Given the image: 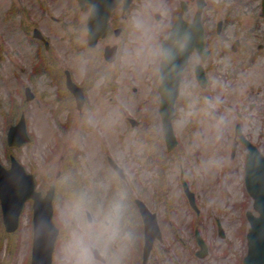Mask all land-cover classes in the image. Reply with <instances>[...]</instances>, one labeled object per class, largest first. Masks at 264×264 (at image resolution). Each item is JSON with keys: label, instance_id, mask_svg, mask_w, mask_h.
Instances as JSON below:
<instances>
[{"label": "rangeland", "instance_id": "374dc122", "mask_svg": "<svg viewBox=\"0 0 264 264\" xmlns=\"http://www.w3.org/2000/svg\"><path fill=\"white\" fill-rule=\"evenodd\" d=\"M88 12L89 8L81 9L77 0H0V161L8 166L9 156L13 154L29 172L36 175L41 188L44 189L46 183L47 186L55 183L57 189L58 184L60 185V193L56 194L54 217L62 232L57 242L53 264H101L94 257L92 246L99 248L104 255L108 253V257L117 262L125 240L130 242L131 223L137 227L134 236L138 240L141 238L142 227L137 210L134 209L132 201H128L136 194L142 195V198L160 214V223L165 228L169 216L175 220H172L175 225L167 228L169 233H166V242L158 244L155 252L157 250L159 254L161 250L169 249L167 255L176 260L174 264H200V261L202 264H239L241 256L247 250L246 240L244 241L237 232L244 211L240 209V205L226 210L225 206L228 204H223L219 195L218 198L217 195L209 198L206 194L208 180L212 182L214 178L216 191L222 187V181L216 183L217 171L211 170L210 175L209 171L207 173L210 167L205 166L202 171L205 158L194 149L205 142L202 135L208 138L209 134H213L212 138H216L223 128L212 130L210 126H189V115L180 114L175 127L181 150L169 154L162 136L161 122H158L161 121L160 114L157 111L153 112V116L150 114L154 118L151 122H155V126L147 122L150 117L146 115L150 106L156 107V110L158 107V97L152 93L154 66L152 67L151 62L158 61L159 51L156 49L150 18L143 22L147 25L148 33L135 26L139 20L132 18L124 21L123 26L126 29L122 38L114 35L115 38L109 40H124V55L119 63L123 66L116 67L118 64L107 61L101 54L105 40L100 39L94 47L89 46ZM34 27L40 28L49 39L51 47L46 49L43 46L42 53L47 57L49 66L53 64L52 66L57 67L58 75L64 76V69L68 68L73 72L74 78L82 82L89 77L90 70L93 69L95 74H98V78L89 82L91 85L88 100L82 112L73 104V110L64 106L60 113L53 114V109L58 107V100L54 95V89L57 87L51 84V78L45 74L36 76V82L31 84L36 92L35 98L25 102L21 95L19 68L21 64L26 67V81L30 83L32 70L39 59L35 56L40 48L39 43L28 41L33 40ZM101 67L106 75L110 73L112 80L99 77ZM119 69H122L121 73L117 77L113 76L112 71ZM133 86L137 87V91L133 90ZM102 87L105 88L104 92L101 91ZM152 98L155 104L152 103ZM23 111L26 113L33 142L9 149L6 144L7 131L11 124L19 120ZM130 116L138 119L140 123L132 127ZM65 127L68 128V137L64 132ZM85 128L87 132L83 143L78 147L81 164L69 170L71 176L75 174L76 180L79 176L82 184L85 183L84 189L97 191L93 180L99 169H107L117 177L110 166H106L108 154L124 167L127 174L125 181L117 177L113 178L114 181L118 180L113 186L109 187L103 181L98 187L102 202L107 201L108 204L103 221L100 209L91 208L89 210L94 219L88 222V206L82 205L76 196L66 193L68 188H74L72 184L66 183L65 174L68 170L63 164L70 153L73 135L80 136ZM56 131L63 137L59 147ZM65 138L67 139L63 144ZM104 149L106 151H103ZM209 156V159L213 160L211 155ZM170 157L180 159L168 161ZM199 157L203 158L202 162L198 161ZM102 165L103 167H100ZM137 170L140 172L137 173ZM182 170L188 182L194 184L193 188L197 194L205 192L204 196L201 195L204 210L195 222L181 194ZM59 173H62V176ZM127 181L130 186L125 185ZM228 181L231 184L227 185L234 192V202L248 200L249 208H252L249 204L250 198L238 180ZM107 193L112 195L111 200L109 197L107 199ZM156 197L161 200L158 201ZM164 199L174 203L170 215L164 206ZM113 205L117 212L115 214L110 209ZM122 211H126L129 218L132 214H137L132 220L138 222L132 221L125 226L127 232L124 228L120 229L119 222H104L123 218ZM217 218L224 221L227 234L225 238L218 234ZM193 223H196L203 235L212 242L209 243L211 252L204 259H199L200 261L192 255V250L197 249V244L193 241V231L196 227ZM32 230L31 201L26 203L20 228L14 232L5 230L1 211L0 264H30ZM110 231H113L111 244L110 240H106ZM175 232L179 233L183 241L186 240L185 246L177 241ZM119 247L122 249L119 250ZM160 261L162 262V259ZM169 264H172L171 261Z\"/></svg>", "mask_w": 264, "mask_h": 264}, {"label": "flooded vegetation", "instance_id": "af4514ba", "mask_svg": "<svg viewBox=\"0 0 264 264\" xmlns=\"http://www.w3.org/2000/svg\"><path fill=\"white\" fill-rule=\"evenodd\" d=\"M88 8L91 10V5ZM132 18L138 19L135 26L147 33L143 22L150 18L156 49L159 45L162 49L163 40L171 36L177 23L180 24L173 43L191 51L178 106L198 127L210 126L212 130L223 128L224 131L216 138H212L213 134L208 138L202 135L205 142L194 148L205 158L202 171L205 166L210 167L207 172L217 171L218 179L223 178L227 184H231L229 179L241 178L246 174L253 151L264 156V0H120L109 14L108 35L102 50L104 57L107 45H119L118 58L113 63L118 64L116 67L123 66L119 63L124 51L119 42L109 40L115 38L117 30H121V34L116 35L120 38L126 29L124 21ZM45 59L37 60L30 84L36 82V76L45 74L57 87L54 95L58 98V93H65L66 77H58L56 66H49ZM121 71L114 70L112 74L117 77ZM109 74L100 68V77L112 80ZM72 75L74 77L73 72ZM26 76L27 73L23 76L25 81ZM91 79L93 75L86 81L89 83ZM86 81L78 84L88 93L90 86ZM27 86L24 82V89ZM104 89L102 87L103 92ZM66 94L72 96L75 103L73 93L68 90ZM151 100L155 104L154 98ZM155 111L159 112V104L157 110L150 106L147 113L153 116ZM198 161L202 162L203 158L199 157ZM131 243L133 246V240ZM137 248L136 245V250L129 252L130 264L138 263Z\"/></svg>", "mask_w": 264, "mask_h": 264}, {"label": "water", "instance_id": "95a60500", "mask_svg": "<svg viewBox=\"0 0 264 264\" xmlns=\"http://www.w3.org/2000/svg\"><path fill=\"white\" fill-rule=\"evenodd\" d=\"M88 0H80L83 4ZM99 7L100 0H92ZM104 26V27H103ZM92 32L90 35L96 41L99 35L105 33V16L102 15L99 8L94 9L91 15ZM38 35L42 37L39 30ZM94 34V35H93ZM170 61L163 62L162 76L164 85L161 86L162 107L161 114L164 122V130L167 134V140L172 145L176 137L172 127V116L174 114V102L178 94L179 78L182 65L179 64L172 68ZM69 86L75 90V84L69 77ZM30 137L27 133L26 119L23 115L17 125H13L9 131L10 144L21 145L28 141ZM253 195H257V187L251 189ZM52 193L51 190L46 197H42L41 192L34 188L33 176L25 173L23 166L15 159L10 169L0 165V196L2 200V208L4 211V219L7 230L16 229L19 224V217L24 206V202L28 197L34 199V244L32 264H52V255L55 241L59 229L52 221ZM264 200L256 198L255 206L261 210L260 217L252 219L253 228L249 237V254L245 258V264H264V210L262 205Z\"/></svg>", "mask_w": 264, "mask_h": 264}, {"label": "trees", "instance_id": "16d2710c", "mask_svg": "<svg viewBox=\"0 0 264 264\" xmlns=\"http://www.w3.org/2000/svg\"><path fill=\"white\" fill-rule=\"evenodd\" d=\"M0 224H1V222H0Z\"/></svg>", "mask_w": 264, "mask_h": 264}]
</instances>
